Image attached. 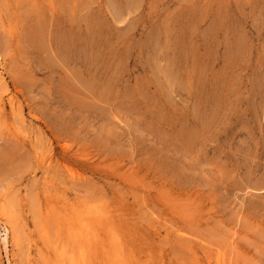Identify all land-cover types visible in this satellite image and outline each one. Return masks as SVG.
<instances>
[{"label":"rangeland","instance_id":"rangeland-1","mask_svg":"<svg viewBox=\"0 0 264 264\" xmlns=\"http://www.w3.org/2000/svg\"><path fill=\"white\" fill-rule=\"evenodd\" d=\"M0 89V264H264V0H0Z\"/></svg>","mask_w":264,"mask_h":264},{"label":"bare ground","instance_id":"bare-ground-1","mask_svg":"<svg viewBox=\"0 0 264 264\" xmlns=\"http://www.w3.org/2000/svg\"><path fill=\"white\" fill-rule=\"evenodd\" d=\"M46 26V25H45ZM59 27V26H58ZM45 29H46V27H45ZM48 29V28H47ZM44 32V31H43ZM57 32V31H56ZM43 35V34H42ZM45 35V34H44ZM39 36H40V34H39ZM47 36V35H46ZM52 36V35H51ZM44 37V36H43ZM46 38V37H45ZM48 38H49V36H48ZM63 38V37H62ZM65 38V37H64ZM41 39V38H40ZM58 39V38H57ZM83 39V38H82ZM44 41H45V39H44ZM67 43V42H66ZM73 43V42H72ZM77 44H78V42H77ZM4 77V76H3ZM4 79V78H3ZM8 85V84H7ZM6 87V86H5ZM4 87V88H5ZM9 87V86H8ZM3 88V89H4ZM1 90V89H0ZM4 91V90H3ZM8 91V90H7ZM7 93V92H6ZM5 93V94H6ZM11 93V92H10ZM10 93H7V94H10ZM10 96V95H9ZM4 222V221H3ZM3 224H5V223H3ZM4 232H3V237H2V240H3V244H4V247H5V249H7L8 248V245H9V239H11V238H9L10 236H9V232H10V228L8 227V225H4ZM11 235V234H10ZM12 241V240H11ZM11 243V242H10ZM9 249V248H8ZM72 264H74V262L72 261Z\"/></svg>","mask_w":264,"mask_h":264}]
</instances>
